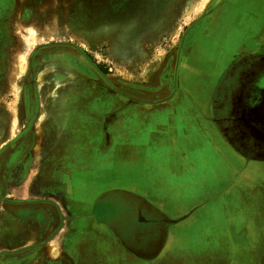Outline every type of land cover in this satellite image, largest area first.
<instances>
[{"label":"rangeland","instance_id":"1","mask_svg":"<svg viewBox=\"0 0 264 264\" xmlns=\"http://www.w3.org/2000/svg\"><path fill=\"white\" fill-rule=\"evenodd\" d=\"M226 1L0 0V264H130L114 244L65 240L68 195L117 159L116 124L128 139L127 126L141 130L136 107L174 89L183 44ZM240 188L249 196L248 186L214 195L220 243L186 236L178 258L157 264H264L258 212L239 209ZM199 217L174 230L202 228Z\"/></svg>","mask_w":264,"mask_h":264},{"label":"crops","instance_id":"2","mask_svg":"<svg viewBox=\"0 0 264 264\" xmlns=\"http://www.w3.org/2000/svg\"><path fill=\"white\" fill-rule=\"evenodd\" d=\"M209 18L183 44L174 89L136 107L145 115L141 130L127 126L129 139L116 124L117 159L93 172L89 190L69 193L75 225L67 242L88 235L96 248L114 244L130 264L178 258L186 236L220 243L213 228L223 227L225 203L214 195L248 186L249 196L239 190V209H250L248 217L258 212L256 239L264 243V0H227ZM197 213L202 228L174 230ZM200 254L210 259L207 251Z\"/></svg>","mask_w":264,"mask_h":264},{"label":"bare ground","instance_id":"3","mask_svg":"<svg viewBox=\"0 0 264 264\" xmlns=\"http://www.w3.org/2000/svg\"><path fill=\"white\" fill-rule=\"evenodd\" d=\"M21 62H23V61H21ZM21 67V66H20ZM124 127V126H123ZM127 129V128H126ZM132 131V130H131ZM134 135V134H133ZM10 138H11V136H10ZM35 145V144H34ZM53 245H55V244H53ZM53 247V246H52ZM51 248V247H50ZM57 249V248H56ZM59 250V249H58ZM49 251H50V249H49ZM58 252V251H57Z\"/></svg>","mask_w":264,"mask_h":264}]
</instances>
